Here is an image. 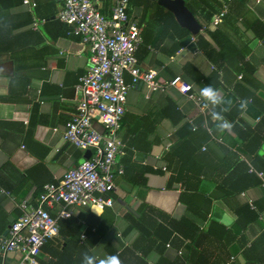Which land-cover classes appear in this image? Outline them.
Here are the masks:
<instances>
[{
    "label": "crops",
    "instance_id": "obj_1",
    "mask_svg": "<svg viewBox=\"0 0 264 264\" xmlns=\"http://www.w3.org/2000/svg\"><path fill=\"white\" fill-rule=\"evenodd\" d=\"M32 1L36 7L0 0V238L20 216L22 199L35 202L46 183L95 153L63 136L90 50L58 18L62 0ZM95 1L111 14L110 0ZM186 4L203 25L196 42L157 2H130L144 38L139 65L163 80L181 75L197 94L213 86L232 128L221 133L212 118L220 109L201 108L176 88L132 87L113 207H71L66 235L45 244L43 263L82 264L88 253L117 255L121 264H264V181L250 171H264V0ZM224 4V20L210 25ZM35 18L47 21L35 29ZM94 126L104 131L99 117ZM7 258L19 261L14 253Z\"/></svg>",
    "mask_w": 264,
    "mask_h": 264
},
{
    "label": "built area",
    "instance_id": "obj_2",
    "mask_svg": "<svg viewBox=\"0 0 264 264\" xmlns=\"http://www.w3.org/2000/svg\"><path fill=\"white\" fill-rule=\"evenodd\" d=\"M23 2L32 8L37 6L32 0ZM110 2L111 14L106 15L95 0H62L58 18L67 24L68 34L80 37L90 50L87 70L75 85L77 111L67 122L63 136L78 148H94L95 153L70 168L62 179L46 183L35 202L27 199L19 202L20 216L0 238V253L4 257L1 264H45L40 259L43 247L60 237L61 221L74 214L71 207L89 206L95 212L113 207L115 200L110 193L115 188L116 175L125 172L118 160L125 146L119 131L132 87L143 86L149 92L176 88L205 109L203 97L181 75L163 80L157 71L141 69L136 52L144 38L138 19L130 13V0ZM227 13L228 4H224L210 25H219ZM46 21V18H35L32 25L38 29ZM191 39L196 42L197 35ZM126 73L131 75V80H127ZM97 117L104 131L94 126ZM209 131L212 134L211 128ZM206 149L204 146L203 150ZM250 171L257 172L264 181V171H257L253 166ZM250 205L256 208L253 200ZM85 238L83 234L82 239ZM10 253L17 255L19 261H10L7 258Z\"/></svg>",
    "mask_w": 264,
    "mask_h": 264
},
{
    "label": "clouds",
    "instance_id": "obj_3",
    "mask_svg": "<svg viewBox=\"0 0 264 264\" xmlns=\"http://www.w3.org/2000/svg\"><path fill=\"white\" fill-rule=\"evenodd\" d=\"M200 95L205 100V106H212L214 109L219 108L220 111H213L212 118L218 122V130L223 133L226 130L232 128V124L228 122L223 116V112L228 111L227 107H223L226 103L225 98L220 94V92L215 89L213 86L208 85L203 87L200 91ZM228 104L231 101H227ZM246 107V103H241V108ZM82 264H121V261L117 255H107L102 259L97 260L95 255H90L84 253L82 257Z\"/></svg>",
    "mask_w": 264,
    "mask_h": 264
},
{
    "label": "water",
    "instance_id": "obj_4",
    "mask_svg": "<svg viewBox=\"0 0 264 264\" xmlns=\"http://www.w3.org/2000/svg\"><path fill=\"white\" fill-rule=\"evenodd\" d=\"M165 7L176 16L181 26L187 28L192 34L197 35L203 25L186 4V0H152ZM8 233V231H7Z\"/></svg>",
    "mask_w": 264,
    "mask_h": 264
},
{
    "label": "trees",
    "instance_id": "obj_5",
    "mask_svg": "<svg viewBox=\"0 0 264 264\" xmlns=\"http://www.w3.org/2000/svg\"><path fill=\"white\" fill-rule=\"evenodd\" d=\"M132 0H130V2H131ZM158 6L161 8V9H165L163 6H160L159 4H158ZM168 12H169V14L172 16V17H174L175 15L171 12V11H169L168 10ZM65 222H66V220H62L61 221V232H62V237H64L65 235H66V232L63 230V226L65 225ZM142 264H146V262H144L143 260H142Z\"/></svg>",
    "mask_w": 264,
    "mask_h": 264
}]
</instances>
